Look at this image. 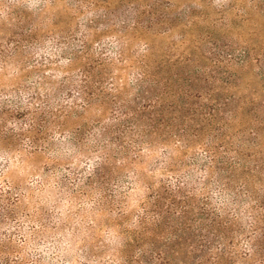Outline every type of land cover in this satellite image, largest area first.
Returning a JSON list of instances; mask_svg holds the SVG:
<instances>
[{
    "label": "trees",
    "instance_id": "obj_1",
    "mask_svg": "<svg viewBox=\"0 0 264 264\" xmlns=\"http://www.w3.org/2000/svg\"><path fill=\"white\" fill-rule=\"evenodd\" d=\"M18 2L5 10L15 25ZM253 2L264 15V0ZM142 13L127 12L134 19L119 21L117 57L95 64L124 61L120 41L143 28ZM148 24L145 32L168 20ZM12 35L11 46L0 42V70L33 45ZM82 37L69 61L83 52ZM211 39L199 64L189 54L172 66L167 49L153 58L145 39L132 97H115V74L95 80L94 68L62 96L39 82L0 96V264H264V97L239 102L226 93L240 79L232 68L249 62L259 64L264 89V50L235 62L206 50ZM73 96L96 113L65 131ZM36 155L45 156L41 178H7Z\"/></svg>",
    "mask_w": 264,
    "mask_h": 264
},
{
    "label": "rangeland",
    "instance_id": "obj_2",
    "mask_svg": "<svg viewBox=\"0 0 264 264\" xmlns=\"http://www.w3.org/2000/svg\"><path fill=\"white\" fill-rule=\"evenodd\" d=\"M16 1L19 2L13 9L22 15L18 25L5 13L7 5ZM255 6L253 0H0V42L11 46L12 33L16 32L18 37L28 39L23 43L33 44L20 48L13 63L0 70V96L36 82L56 88V94L61 93L62 96L71 85L79 83L81 70L94 68L93 72H97L95 80L107 81L106 71L115 74L118 89L115 97H132L133 73L145 39L150 43L153 58L167 49V53L172 55L171 66L177 58H185L189 54L195 56L194 64H199L198 58L203 50V46H200L210 36L211 42L204 44L206 50L213 47V51L219 54L232 53L235 62L242 58L240 55L247 49L254 47L252 54L262 53L264 15ZM131 8L143 12V28L157 17L161 19L166 16L168 24H154L147 32L142 27L130 30L120 41L124 57L122 63L95 64L94 59L100 61L103 57H117V48L112 42L121 33L119 21L129 20L132 23L134 17L131 19V15L127 16ZM30 28H34L35 32H28ZM162 29L166 30L165 34L158 33ZM207 34L209 36L205 37ZM83 35L86 42L83 52L75 60L69 61L74 50L80 49L81 42L77 39ZM67 43L71 46L63 52L52 47L67 46ZM13 64L20 70L15 71ZM185 64L182 61L173 67ZM232 71L240 75V79L230 90L232 95L230 91L226 92L228 95L239 102L247 100V97H264L259 64L249 62L244 67L237 65ZM77 96L68 102L69 117L64 123L65 131L80 129L90 117L95 116V108H81L83 102ZM106 111L108 113L109 107ZM13 123L8 121L9 125ZM65 157L63 155L61 164L56 165L58 171L68 163ZM44 161L43 155L28 156L24 165L16 162L10 167L7 178L15 184L41 178L39 175L44 171Z\"/></svg>",
    "mask_w": 264,
    "mask_h": 264
}]
</instances>
